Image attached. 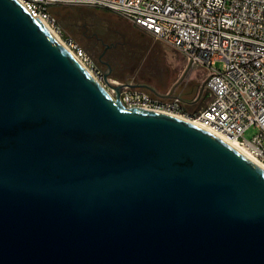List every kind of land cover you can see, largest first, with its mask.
I'll use <instances>...</instances> for the list:
<instances>
[{
  "label": "water",
  "instance_id": "water-1",
  "mask_svg": "<svg viewBox=\"0 0 264 264\" xmlns=\"http://www.w3.org/2000/svg\"><path fill=\"white\" fill-rule=\"evenodd\" d=\"M0 264H264V170L0 0Z\"/></svg>",
  "mask_w": 264,
  "mask_h": 264
},
{
  "label": "built area",
  "instance_id": "built-area-1",
  "mask_svg": "<svg viewBox=\"0 0 264 264\" xmlns=\"http://www.w3.org/2000/svg\"><path fill=\"white\" fill-rule=\"evenodd\" d=\"M44 21L101 86L127 108L162 110L220 130L264 167V0H18ZM104 8L141 26L206 72L210 100L186 110L178 93H157L130 80L105 77L85 48L51 12L54 5ZM222 62V68L214 65ZM110 84H123L117 94ZM255 127L251 138L245 130Z\"/></svg>",
  "mask_w": 264,
  "mask_h": 264
},
{
  "label": "rangeland",
  "instance_id": "rangeland-1",
  "mask_svg": "<svg viewBox=\"0 0 264 264\" xmlns=\"http://www.w3.org/2000/svg\"><path fill=\"white\" fill-rule=\"evenodd\" d=\"M86 7L60 4L52 6L51 12L56 15L64 31L85 48L102 71L106 72V63L112 61L121 67L117 70L123 71L122 76L111 78L127 79L134 85L157 93L171 90L183 100L190 97L194 101L186 104L185 108L191 112H196L210 100L204 86L206 72L203 68L190 65L184 54L154 37L141 35L119 14ZM69 10L80 18L69 19ZM87 21L99 24L98 29L83 27L82 23ZM214 67L222 68V62H217ZM256 131L255 127H249L244 136L251 138Z\"/></svg>",
  "mask_w": 264,
  "mask_h": 264
},
{
  "label": "bare ground",
  "instance_id": "bare-ground-1",
  "mask_svg": "<svg viewBox=\"0 0 264 264\" xmlns=\"http://www.w3.org/2000/svg\"><path fill=\"white\" fill-rule=\"evenodd\" d=\"M40 21L59 39V37L55 34V32L44 22L40 19ZM60 40V39H59ZM61 41V40H60ZM87 70V69H86ZM91 75V74H90ZM92 76V75H91ZM93 77V76H92ZM94 78V77H93ZM95 79V78H94ZM96 80V79H95ZM180 116V115H179ZM205 129H207L208 131L216 134L217 136L221 137L223 140H225L226 142H228L229 144H231L232 146H234L235 148H237L239 151H241L243 154H245L247 157H249L251 160H253L258 166H260L263 170H264V167L261 166L255 159L254 157L249 154L247 152V150L245 148H243L240 144H238L234 139H232L231 137H229L227 134H225L224 132L220 131V130H217L215 128H212V127H209V126H206L204 124H202L198 119L196 118H188V117H184V116H181Z\"/></svg>",
  "mask_w": 264,
  "mask_h": 264
},
{
  "label": "crops",
  "instance_id": "crops-1",
  "mask_svg": "<svg viewBox=\"0 0 264 264\" xmlns=\"http://www.w3.org/2000/svg\"><path fill=\"white\" fill-rule=\"evenodd\" d=\"M73 6H75V7H80V5H70V7H73ZM82 6H87V5H82ZM86 8H88V9H95V10H102V9H104V8H99V7H92V6H87ZM104 10H106L107 12H110V13H112L113 11H110V10H107V9H104ZM72 11L73 10H69V19L71 18V20L72 19H74V20H77V19H79L80 17H78V16H76V14H74V13H72ZM115 13V12H114ZM73 21V20H72ZM71 21V22H72ZM129 22V21H128ZM130 23V25L136 30V31H138V32H140V34L141 35H149L150 37H153L151 34H150V32H148L147 30H145L144 28H142L141 26H138V25H136V24H134V23H131V22H129ZM120 78V77H119ZM118 78V79H119ZM119 80H122V81H125V80H127V79H119ZM127 81H129V80H127ZM152 89V88H151ZM161 94L163 93V92H160ZM184 101V103H185V105L187 104H191V103H193V99L192 98H186V99H184L183 100Z\"/></svg>",
  "mask_w": 264,
  "mask_h": 264
},
{
  "label": "flooded vegetation",
  "instance_id": "flooded-vegetation-1",
  "mask_svg": "<svg viewBox=\"0 0 264 264\" xmlns=\"http://www.w3.org/2000/svg\"><path fill=\"white\" fill-rule=\"evenodd\" d=\"M81 24V23H80ZM82 26L88 29H94V27H99V24L97 25V23L95 22H91V21H87L86 23H82ZM113 62V63H112ZM111 63H106V72L108 73L109 76H122L121 73H123L122 70L118 71L117 68H120V66H118V64H115V61H112Z\"/></svg>",
  "mask_w": 264,
  "mask_h": 264
}]
</instances>
